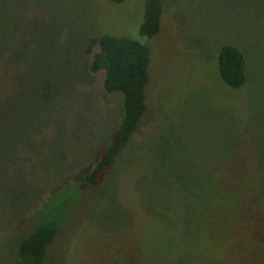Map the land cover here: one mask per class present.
<instances>
[{
  "label": "rangeland",
  "instance_id": "rangeland-1",
  "mask_svg": "<svg viewBox=\"0 0 264 264\" xmlns=\"http://www.w3.org/2000/svg\"><path fill=\"white\" fill-rule=\"evenodd\" d=\"M145 1L0 0V264L59 185L46 264H264L241 215L264 196V0H161L154 38ZM104 34L150 47L148 108L104 184L79 186L124 105L90 70ZM224 44L246 54L239 89L220 77Z\"/></svg>",
  "mask_w": 264,
  "mask_h": 264
},
{
  "label": "trees",
  "instance_id": "trees-1",
  "mask_svg": "<svg viewBox=\"0 0 264 264\" xmlns=\"http://www.w3.org/2000/svg\"><path fill=\"white\" fill-rule=\"evenodd\" d=\"M110 1L120 4L127 0ZM163 14L164 7L161 0H146L144 22L140 28L141 35L149 38L157 37L163 27ZM86 52L93 58L91 72L105 71V90L109 93L119 91L124 95L120 124L118 123V128L114 134L112 133L113 136L108 134L105 142L102 143L106 149L100 160L85 175L83 174L89 170L88 162L81 163L75 176V178L79 177L77 180L79 186L97 187L104 184L109 172L128 148L131 140L138 136L139 124L148 108L147 86L151 78L152 57L148 45L131 37L110 34L89 38ZM248 67L246 54L241 48L232 44L221 46L218 54V70L222 81L228 87L241 88L248 80ZM6 185H10L9 177L6 179ZM248 185L242 184L238 189L244 196H250L253 190ZM26 192H29L28 188ZM36 193L37 191L34 194ZM62 193L63 188L60 185L54 187L48 194L47 203L42 209L33 213L36 214L33 223H36L32 231L21 241L11 264H46L50 249L60 235V221L50 204L57 203ZM255 205L246 207L247 210L241 208L244 219L242 228L252 243L256 242L264 246L263 195L258 197ZM36 217L39 220H36Z\"/></svg>",
  "mask_w": 264,
  "mask_h": 264
}]
</instances>
